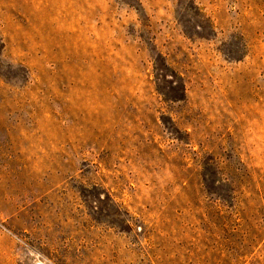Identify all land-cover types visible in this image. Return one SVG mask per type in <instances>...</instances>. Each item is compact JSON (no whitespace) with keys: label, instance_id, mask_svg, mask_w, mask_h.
Instances as JSON below:
<instances>
[{"label":"rangeland","instance_id":"1","mask_svg":"<svg viewBox=\"0 0 264 264\" xmlns=\"http://www.w3.org/2000/svg\"><path fill=\"white\" fill-rule=\"evenodd\" d=\"M0 264H264V0H0Z\"/></svg>","mask_w":264,"mask_h":264}]
</instances>
